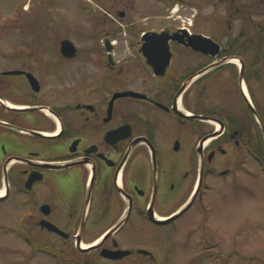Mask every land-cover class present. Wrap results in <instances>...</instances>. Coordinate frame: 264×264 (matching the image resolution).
Masks as SVG:
<instances>
[{
    "label": "flooded vegetation",
    "instance_id": "1",
    "mask_svg": "<svg viewBox=\"0 0 264 264\" xmlns=\"http://www.w3.org/2000/svg\"><path fill=\"white\" fill-rule=\"evenodd\" d=\"M203 4L72 56L59 36L7 53L0 229L57 264L154 263L205 194L264 177V0Z\"/></svg>",
    "mask_w": 264,
    "mask_h": 264
},
{
    "label": "rangeland",
    "instance_id": "2",
    "mask_svg": "<svg viewBox=\"0 0 264 264\" xmlns=\"http://www.w3.org/2000/svg\"><path fill=\"white\" fill-rule=\"evenodd\" d=\"M203 3L204 0H0V67H9L7 53L18 50L16 47L46 46L57 36L77 46L97 47L105 35L119 32L118 37L123 39L129 30L160 29L173 17L179 20L189 11L195 13L196 4ZM122 10L124 15L119 12ZM120 44L127 45V40ZM204 202L206 208L194 205L170 228L157 232L151 242L160 260L115 264H264V177L244 178L229 188L205 194ZM0 264L57 263L0 229Z\"/></svg>",
    "mask_w": 264,
    "mask_h": 264
},
{
    "label": "water",
    "instance_id": "3",
    "mask_svg": "<svg viewBox=\"0 0 264 264\" xmlns=\"http://www.w3.org/2000/svg\"><path fill=\"white\" fill-rule=\"evenodd\" d=\"M62 48H63V53L65 55H67V56H72L75 53V49H74L75 48V44L70 39H64L62 41ZM120 94H122V93L116 94L115 97L118 96V95H120Z\"/></svg>",
    "mask_w": 264,
    "mask_h": 264
},
{
    "label": "bare ground",
    "instance_id": "4",
    "mask_svg": "<svg viewBox=\"0 0 264 264\" xmlns=\"http://www.w3.org/2000/svg\"><path fill=\"white\" fill-rule=\"evenodd\" d=\"M84 247H87V245L84 244Z\"/></svg>",
    "mask_w": 264,
    "mask_h": 264
}]
</instances>
